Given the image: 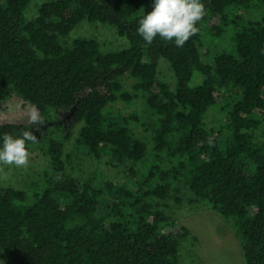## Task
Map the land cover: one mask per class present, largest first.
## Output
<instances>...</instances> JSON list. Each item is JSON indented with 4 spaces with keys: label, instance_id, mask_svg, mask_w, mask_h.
<instances>
[{
    "label": "trees",
    "instance_id": "trees-1",
    "mask_svg": "<svg viewBox=\"0 0 264 264\" xmlns=\"http://www.w3.org/2000/svg\"><path fill=\"white\" fill-rule=\"evenodd\" d=\"M29 2H0V87L39 109L44 134L0 124V146L5 133L33 131L28 150L49 156L51 174L31 192L0 188V264H181L189 231L168 214L178 193L230 219L246 263L264 264V0H201L199 32L183 48L137 34L154 0H48L27 19ZM249 9L248 18L239 13ZM82 22L113 28L128 46L103 51L94 38H70ZM207 23L214 40L233 37L211 63L199 53ZM161 59L174 90L158 77ZM195 73L201 82L191 85ZM127 74L153 118L151 147L135 114L109 109L133 98ZM74 134L75 153L107 157L128 180L83 175L64 155Z\"/></svg>",
    "mask_w": 264,
    "mask_h": 264
},
{
    "label": "rangeland",
    "instance_id": "rangeland-1",
    "mask_svg": "<svg viewBox=\"0 0 264 264\" xmlns=\"http://www.w3.org/2000/svg\"><path fill=\"white\" fill-rule=\"evenodd\" d=\"M4 1L0 0V2ZM46 1L48 0H30L25 11L26 18H34L38 14L40 5ZM251 11L250 9L240 10L239 13L248 18L251 16ZM234 16L232 15L229 19V29L231 30L238 26L237 23H233ZM207 25L209 26L210 24H203L200 27L202 44L199 46V53L203 62L211 63L215 53L218 50L226 49L227 44L232 41L233 37L228 31L214 40L208 31ZM75 37L94 38L100 43L103 51H114L128 46L127 38L118 36L113 28L100 23L82 22L70 33V38ZM157 70L158 77L167 82L171 89L174 90V79L169 64L161 59ZM134 82L135 80L130 75L124 76L125 89L133 95V98L129 102L116 101L109 109L111 111H119L123 115L135 114L136 121L132 123L133 128L151 147L152 139L150 133L153 128H150V126L147 130L145 128L153 123V118L146 112L144 96L133 90ZM200 82L201 76L195 73L191 85H197ZM0 92L6 93L3 98H0V124L29 125L27 123V113L31 106L20 99L10 87H0ZM213 117H216V125L223 123L221 113L212 111L209 114V119L214 120ZM74 133L76 134V131ZM34 134L38 136L39 140L44 134V129L35 128ZM75 134L66 142L64 155L69 156V160L74 164L75 168H77V165L81 167L83 175L99 171L103 172L114 183L128 180L124 175L123 169L110 165L107 157L95 159L75 153L73 144ZM258 137L263 140L264 134L259 131ZM30 153V162L27 169L15 167L5 169L9 173V178L6 181L0 180V188L10 187L31 192L35 186L45 183V176H50L51 174L49 156L43 151ZM78 157L80 158L78 159ZM145 167L146 165H141V169ZM177 196L181 199V202L177 203L174 199H169L168 214L179 225L187 227L189 231L180 247L181 264H247L230 219L223 217L207 203L190 206L187 203L186 194L178 193Z\"/></svg>",
    "mask_w": 264,
    "mask_h": 264
},
{
    "label": "clouds",
    "instance_id": "clouds-1",
    "mask_svg": "<svg viewBox=\"0 0 264 264\" xmlns=\"http://www.w3.org/2000/svg\"><path fill=\"white\" fill-rule=\"evenodd\" d=\"M205 15L201 0H154L152 10L139 20L137 34L147 45L159 37L166 42H174L183 48L187 41L199 32L197 24ZM27 123L38 129L44 123L39 109L32 105L27 113ZM0 146V180L6 181V168L27 169L31 153L26 142H36L33 131L28 130L14 137L5 133Z\"/></svg>",
    "mask_w": 264,
    "mask_h": 264
}]
</instances>
